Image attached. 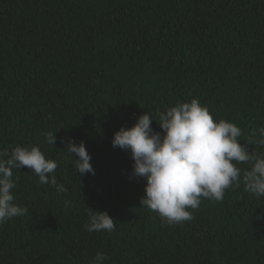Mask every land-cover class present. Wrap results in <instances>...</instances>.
Here are the masks:
<instances>
[{"label": "trees", "instance_id": "obj_1", "mask_svg": "<svg viewBox=\"0 0 264 264\" xmlns=\"http://www.w3.org/2000/svg\"><path fill=\"white\" fill-rule=\"evenodd\" d=\"M192 98L264 154V0H0V151L38 146L67 188L13 170L29 211L0 225V264H89L98 252L105 264H264V196L241 183L170 226L142 207L146 180L112 145L147 111ZM71 138L94 175L73 168ZM88 208L115 231H86Z\"/></svg>", "mask_w": 264, "mask_h": 264}, {"label": "clouds", "instance_id": "obj_2", "mask_svg": "<svg viewBox=\"0 0 264 264\" xmlns=\"http://www.w3.org/2000/svg\"><path fill=\"white\" fill-rule=\"evenodd\" d=\"M153 118L161 132L152 128ZM56 133H46V141L55 146ZM242 130L235 123L215 119L209 108L197 99L177 103L155 114L148 111L139 116L131 127H121L114 133L112 145L130 151L134 161L132 176L146 180L142 207L155 212L168 225H182L194 219L193 212L202 199L223 201L226 190L241 183L245 192L256 198L264 196V154L249 151L240 142ZM264 145V128L260 129ZM65 150L72 158L73 168L85 175L95 174L92 157L85 142L76 144L74 138L66 142ZM249 164L242 170L237 165ZM27 167L41 184H51L58 192L67 188L58 183L57 161L46 158L38 146L16 145L0 151V225L15 217L26 215L29 209L15 203L14 169ZM65 207H71L65 201ZM89 209V208H88ZM88 232H112L116 223L107 211L89 209ZM106 253L98 252L89 264H105Z\"/></svg>", "mask_w": 264, "mask_h": 264}]
</instances>
